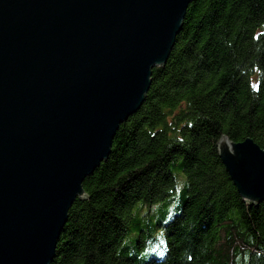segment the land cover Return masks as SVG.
Returning <instances> with one entry per match:
<instances>
[{
  "label": "water",
  "instance_id": "95a60500",
  "mask_svg": "<svg viewBox=\"0 0 264 264\" xmlns=\"http://www.w3.org/2000/svg\"><path fill=\"white\" fill-rule=\"evenodd\" d=\"M192 0H0V264H50L82 183L142 106ZM243 202L264 148L221 137Z\"/></svg>",
  "mask_w": 264,
  "mask_h": 264
},
{
  "label": "trees",
  "instance_id": "16d2710c",
  "mask_svg": "<svg viewBox=\"0 0 264 264\" xmlns=\"http://www.w3.org/2000/svg\"><path fill=\"white\" fill-rule=\"evenodd\" d=\"M221 137L264 148V0H192L167 62L108 159L82 183L50 264H142L122 243L131 210L168 199L161 259L143 264H264V203L243 202L217 153Z\"/></svg>",
  "mask_w": 264,
  "mask_h": 264
},
{
  "label": "rangeland",
  "instance_id": "374dc122",
  "mask_svg": "<svg viewBox=\"0 0 264 264\" xmlns=\"http://www.w3.org/2000/svg\"><path fill=\"white\" fill-rule=\"evenodd\" d=\"M170 169L175 179L174 193L150 207L137 203L131 210L128 233L122 246L127 256L136 257L142 264L163 257L166 248L163 227L178 212L183 198L185 177L176 165Z\"/></svg>",
  "mask_w": 264,
  "mask_h": 264
}]
</instances>
